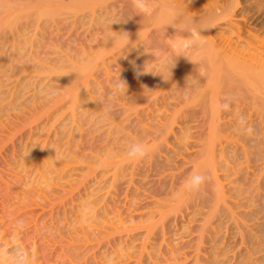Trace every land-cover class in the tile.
<instances>
[{
    "label": "bare ground",
    "instance_id": "6f19581e",
    "mask_svg": "<svg viewBox=\"0 0 264 264\" xmlns=\"http://www.w3.org/2000/svg\"><path fill=\"white\" fill-rule=\"evenodd\" d=\"M184 2L183 0H159L156 4H152L153 14L148 17L138 14L133 7V2L120 4L119 0H0V38L16 42L30 35L28 31L32 29L30 40L25 39V45H29L32 49L38 35L42 40L43 31L49 27L56 28L57 26L59 34L62 30L60 24L64 21L72 25L70 35L76 33L79 36L81 33H87L90 35L91 41L94 35L102 34V42L99 46L96 45L95 51L92 48L88 52L80 49L81 52H78L80 54L76 52L74 54L67 47V51L63 53L61 45L58 47V69L62 67L70 69L62 72V74H69L65 78L62 77L66 84L65 89L60 81L62 78L59 80L61 89L68 90V94H66L68 99L64 106L66 112L71 115V123L77 124L79 127V125L82 126V122L91 120L92 115L97 114L96 116L99 118V115L102 114L99 112L101 110H98L100 108L97 99L91 97L92 82L96 81L95 74L99 72L100 68L105 66L108 69L107 65L110 62L105 63L108 56H133L137 58L136 60L143 68L147 61L154 59L148 52L159 46V43L163 44L165 41L163 39L164 31L175 26L161 27L162 23L168 22L166 6L174 5L181 17L184 18L181 13ZM186 6L194 11V14L190 18L184 19L194 21L199 32L193 31L191 37L187 38L190 40L188 43L185 39L181 40L186 42L184 43L187 48L183 46L184 43H181L182 47H178L177 44L175 48L174 45V50L171 52L173 56L171 66L173 67L170 72L159 65L152 69V73L158 77L156 79L159 86H157V91L152 92V95L149 94L153 96L151 98L153 102L148 104V114L150 112L154 115L155 113L163 114L161 118L159 117L155 127H150V132L146 134L141 132L143 133L142 138L144 135L149 136L144 138L146 141L152 137L148 142L150 151L145 159L132 164L133 169H137L139 166L141 174L144 169L153 172V165H156L155 161L160 157L161 148L168 143L169 135L173 134L171 136L175 138L180 133V137H176L178 140H174L184 143L183 139L191 135L187 134V124L197 116L200 117V120L202 118V122L198 121L196 128L202 130V133L196 137L199 140L195 145L193 144L198 149L195 153L196 157L184 160L183 166L189 165L190 167H186L182 171L181 167L183 166L174 165L169 168V170H175L176 174L171 172L169 173L170 177L166 175L171 179V181L168 180L171 184L169 183V192H166L165 198L160 201L163 204L154 200L157 193L155 190H151L152 192L147 193L146 199L153 200L147 203V206L140 205L141 208L148 209L145 214L139 217L140 221L138 222L140 224L148 223V226L145 227L144 243L153 240L152 238L158 235V232H161L162 242L167 247L173 246L171 244L174 242V240L172 241L173 237L180 236L179 238L183 239L185 236L187 242L180 241L179 248L170 247L167 253L168 257H173L174 252H180L177 254L183 257V261L177 259L169 262V258H166L164 260L168 262L167 264H184L189 260L186 253H181L185 245L194 249L191 256L193 264H264V0H233L231 19L219 23L227 25V28L218 32L216 30L219 28L214 30V27L217 26L214 22L196 16L200 13L198 3H192L190 0ZM253 12L258 13L260 18H253L254 14L250 15ZM186 33L188 32H184V34ZM184 34L182 33L183 36ZM20 35L25 36L21 37ZM126 35L130 41L128 47L124 46L127 37L126 39L123 37ZM194 41L195 44H193ZM181 44L179 42V45ZM183 47L186 49L180 51V48ZM12 56L11 61L21 67V58L14 54ZM27 61H30V58ZM150 74L147 73L148 76H145L148 78ZM32 84L34 85V83ZM22 90L21 81L13 82V87L8 92L11 106L17 104L18 99L21 98ZM145 92L147 93L146 90ZM62 94L66 97L65 93ZM140 97L143 101L147 98L144 95ZM170 99H173L172 101L175 103H170ZM224 104L228 105L226 110L220 107ZM122 107L123 110H131L127 109L126 105ZM134 112L135 116L139 114L138 110ZM241 116L244 117L243 121L240 120ZM126 120L127 118L124 117L120 123L117 122L123 124ZM118 124L115 125L117 130L120 128ZM175 125L180 126L177 133L173 128ZM115 128L108 129L107 134H112ZM147 131L149 130L146 129ZM73 141L75 140L73 139ZM69 144L71 145V143ZM172 144L174 145V143ZM106 146L105 149H107ZM103 151L94 154V157H90L91 159L89 158L92 161H89L91 165L89 164L88 167L91 172H94L98 168L112 164L114 169L109 177L107 187L116 191L119 186L117 182L124 178L125 171L130 167H124L122 160L109 163L112 156H116V159L119 157L117 154L112 155L113 152L109 150L112 155L110 158L107 155L109 151H105L106 153ZM101 152L103 154H100ZM179 152L180 149L178 152L174 151L175 154ZM169 153L168 150L167 155ZM64 154L66 155L64 156ZM69 154L70 148L66 153L58 152L57 157L54 155L55 160L58 159V161L56 160L54 163L63 162L68 159ZM54 156L50 159L54 160ZM68 160L70 162V159ZM169 161L167 158L166 164ZM153 162L155 164H152ZM53 164L51 163L48 169H51ZM54 168V170L58 169L56 165ZM52 169L46 170L48 172L45 174L50 172H52L50 174H54ZM133 169L131 167L134 174ZM196 170L206 172L210 179L199 191L185 192L182 187L183 181L186 176ZM132 172L129 174L130 177L132 176L131 182L128 181L130 183H133L132 179L134 178ZM66 174L70 175L69 172ZM52 176L49 175V177ZM146 177L148 178V176ZM165 177L163 180L158 179L159 186H164L167 183L164 181ZM180 180L182 181L179 182ZM177 182L180 186L177 184L176 187ZM107 183L105 182V184ZM115 184H118L116 188ZM166 185L168 186V184ZM156 190L159 192L160 187ZM107 194H111V190ZM129 203L131 205L132 200ZM197 208L199 209L197 210ZM116 221L111 223L113 229L118 230L116 226H120L123 230H130L126 227L127 221L124 222L120 219ZM193 222L194 225H192ZM130 224L133 225L134 221H130ZM178 225L179 228L176 229ZM222 230L224 232H221ZM169 234L170 238L169 236L166 238L165 236ZM15 237L12 235L11 240H14ZM0 240H2L1 236ZM220 241L221 243H219ZM2 245H8V242ZM32 245V249L27 250L25 246L23 248L31 256L29 264H38V249H36L35 243ZM148 245L151 246L150 243ZM150 248L152 249V247ZM143 249L145 251L146 248L143 247ZM154 253L147 251L145 254L147 257H151V264H159L157 255ZM142 254L144 255V253ZM142 254L135 264H143L145 260L143 261ZM163 255H161L162 258H165Z\"/></svg>",
    "mask_w": 264,
    "mask_h": 264
},
{
    "label": "rangeland",
    "instance_id": "374dc122",
    "mask_svg": "<svg viewBox=\"0 0 264 264\" xmlns=\"http://www.w3.org/2000/svg\"><path fill=\"white\" fill-rule=\"evenodd\" d=\"M183 1L185 2L182 5L183 7H181L182 12H180L184 18H190L194 14V11H191L186 6L190 0ZM205 1L191 0L192 3H198L200 7V13L196 16H201L206 21L214 22L217 25L214 30L219 28L216 32L224 31L227 25L219 23L231 19L232 15L230 13L233 12V0ZM119 2L123 4V2H133V0H119ZM157 2L159 0H152V4ZM250 15L253 18H260L259 14L255 12ZM60 25H62V30L59 34L57 26V30L49 27L43 31L42 40L38 35L34 47H31L32 49H30L29 45H25V41L30 40L32 29L28 31L30 35H20L21 37L25 36L26 40L19 39L16 42H10L0 38V99H2L0 102V236L2 237L0 244L8 242V245H4L5 247L19 244L22 247L25 246L28 250L32 249V244L35 243V247L38 249V264H135L142 253H144V255L142 254L144 256L143 261L145 260L143 264H151V257H147L145 254L147 251L156 252L154 255H157V263L159 264H167L168 262L164 260L166 258H169V262L177 259L183 261V257L177 254H180V252H174L175 255L173 257H168L167 253L170 247L179 248L181 246L180 241L187 242L185 236L180 239V236L172 238L171 235L172 241L174 240L171 243L173 246L167 247L162 242L161 232H158V235L154 237L155 239L152 238L153 240L144 243V236H146L145 227L148 226V223L140 224L138 222L140 221L139 217L145 214L148 209L144 206L143 209L140 205L145 204L147 206V203L153 200L150 198L146 199L147 193L153 190L158 194V196L156 194L154 200L163 204L160 201L165 198L166 192H169V183L171 184L168 181H171L169 173L173 172L176 174L175 170H169V168L174 165L183 166L185 159H194V156L196 157L195 153L198 149L194 145L199 140L196 137L202 133V130L196 128V123L198 121L202 122V118L200 120V117L197 116V119L195 118L187 124V134L192 136L190 135L191 137L188 136V138L183 139L185 140L184 143L175 142L180 137V133L177 134V138L171 136L173 134L169 135L168 146H166L167 144L163 146L160 157L156 161L154 160L158 164L153 165V172L144 169L141 174L138 169L139 166L137 169H133L134 162H129L124 158L127 146L135 142V140H143L149 137L144 135V138H142L143 133L150 132L163 114L155 113L154 115L150 112L152 114L150 115L148 114L149 109H147L150 102H153L151 99L153 97L151 96L152 92L158 90L159 82L156 79L158 77L153 73L151 74L154 78L150 74L149 79L146 77L148 76L147 73L138 75L137 73L141 72L142 67L140 62L136 60L137 58L133 56L111 57L109 55L105 62H110L107 65L108 69L104 66L95 74V79L97 78L95 82L98 84L95 85L96 83L92 82L91 97L97 99L100 108L98 110L102 111V102L108 98L109 93L112 91L113 82L118 79L123 81L127 88L129 87L126 96L120 95L116 99L115 108L109 116L99 115L102 113L99 111V118H97L96 114L92 115L91 120L82 122V126L79 125L78 127L77 124H72L71 115L66 112V107L64 106L68 99L66 95L68 90H62L59 82L62 77L65 78L67 75L62 74V72L70 69L63 67L58 69V47L61 45L63 53L67 51V47L74 54H80L78 53L81 52L80 49L88 52L92 48L95 51L96 45L99 46L102 42V34L94 35L90 41L91 37L87 33L78 32L81 33L79 36L76 33L70 35V32H72L70 23L64 21ZM65 26L66 28H64ZM181 26L183 27V25ZM166 30L163 33L165 38H172L173 33L177 34L175 26ZM176 34L173 35L175 36ZM188 34L186 33L184 36L186 37ZM126 37L127 35L123 39H126ZM158 39L160 40V38ZM188 39L185 38L187 43L190 41ZM181 40L183 39H177L176 42L165 40L163 44H170L172 48L170 50L173 52L174 45L175 48L177 44L178 47H182L181 43L185 41L182 42ZM179 42L181 45H179ZM185 43L183 46L187 48ZM160 45L162 43H159ZM186 48H180V51ZM12 54L21 58V67L11 61ZM28 58H30V61H27ZM15 81H21L23 90L17 104L15 103L11 106V98L8 97V92ZM60 81L63 89H65L64 79L62 78ZM146 87L151 92L148 93L145 89L147 93L145 91L143 93V89ZM53 89L57 90L58 94L48 97L47 93ZM61 92L65 93L66 97ZM143 95L147 97L145 101L140 97ZM148 96L151 97L149 98ZM5 98L7 99L5 100ZM172 100L170 99L169 102H174ZM95 101L94 103H96ZM123 104L126 105L127 109L131 110H127L128 112L123 110ZM135 110H138L137 113H139L136 116L134 115L136 114ZM124 117L127 120L123 124L121 123L122 125L118 124ZM116 123L120 125L119 130L115 128ZM113 127L115 129L112 134H107V130ZM178 127L180 126H173L176 133L179 132ZM146 129L149 131L146 132ZM126 131L127 133L125 134ZM142 131L143 133H141ZM81 134L82 137H80ZM139 134L140 136H138ZM150 139L148 138L147 141L144 139V142L149 144ZM68 145L70 146L68 147ZM101 146L102 149L105 146L107 149L104 148L103 151ZM68 148H70L68 156L70 162L65 159L63 162L54 163V161H58V159L55 160L58 152L66 153ZM98 149L99 151H97ZM178 149H180V152L175 154L174 151L178 152ZM109 150L113 152L112 155L117 154L119 159H116V156H112ZM168 150L170 153L167 155ZM29 151V155L23 160V155ZM100 151H109L107 155L114 158L110 157L112 160H109V163L122 160L124 167H130L125 171L124 178L117 182L119 186L115 184V188L117 186L116 191L107 187L109 177L114 169L112 164L98 168L94 172H91L88 167L89 164L91 165L89 161H92L89 158L94 157V154ZM100 154L103 153L101 152ZM54 155L57 156L55 157ZM52 156H54V160L50 159ZM167 158L170 161L166 164ZM51 163H54L53 165H56L58 169L54 170V166L50 167L51 169L53 168L54 174L56 172L57 174H50L52 173L50 172L48 174L53 176L49 177L45 172L51 170L48 169ZM155 163L153 162L152 164ZM131 167L135 171L134 174ZM186 167L190 166L181 167V171L186 169ZM147 168L150 169L149 167ZM181 171L178 172L180 173ZM66 172H69L70 175L68 176ZM131 172L134 175L133 183H130L132 176L130 177L129 174ZM178 172L177 174H179ZM63 174H66V176H63ZM166 175L169 177L167 178ZM163 176H166L164 181L167 182L168 186L166 184V186H159L158 181L160 179L163 180ZM105 182L108 183L105 184ZM179 182L176 183V187ZM159 187V192L163 191L162 193L156 190ZM161 187L162 189L163 187L165 188L162 190ZM110 190L111 194H107ZM130 200H132L131 205L129 203ZM119 219L124 222L127 221L126 227L130 229L129 231L121 229L120 226H116L118 230L111 227V223ZM132 220L135 225L130 224ZM18 221H23V230L14 240H11ZM194 224L193 222L192 225ZM179 225L176 229L179 228ZM221 232L224 231L222 230ZM168 236L170 238V234L165 237L168 238ZM149 243L151 246L148 245ZM186 246L181 250V253H186L189 259L184 264H193L191 256L194 249ZM143 247L146 248L145 251ZM160 254H164L165 258H162ZM228 255L231 256V254Z\"/></svg>",
    "mask_w": 264,
    "mask_h": 264
},
{
    "label": "clouds",
    "instance_id": "9594fccd",
    "mask_svg": "<svg viewBox=\"0 0 264 264\" xmlns=\"http://www.w3.org/2000/svg\"><path fill=\"white\" fill-rule=\"evenodd\" d=\"M133 7L140 15L151 17L153 14L152 0H133ZM166 17L168 22L162 23L161 27L165 28L168 25H175L177 34L172 38H165V36H163L164 40L175 42L177 39L190 38L193 31L199 32L195 22L182 18L180 13L175 9L174 5L169 4L166 6ZM181 25H183V27H181ZM183 32H188L190 35L185 37L181 35ZM129 44V37H127L124 46L128 47ZM193 44H195V41ZM148 53H150L154 59L147 61L141 69V72L137 73L138 75L142 73H152V69L156 65H159L161 68L170 72V69L173 67L171 66L173 63V56L170 51V44H162L157 46ZM145 89L148 92H151V90L144 88L143 93ZM126 92L127 87L123 81L120 79L114 81L112 84V91L109 93L108 98L102 102V116H109L115 108L116 99L120 95H126ZM57 94L58 92L55 89L47 93L48 97ZM220 107L226 110L228 105L224 104ZM243 119L244 117L241 116L240 120L243 121ZM30 151L23 155V160L29 155ZM149 151L150 145L145 143L143 140H137L127 146L124 153V158L129 162H138L145 159L149 154ZM209 179L210 177L206 174V172L201 170L193 171L185 177L182 185L183 190L189 193L197 192ZM23 227V221H18L14 235L18 236L23 230ZM30 260V254L19 244H15L12 247H5L4 245L0 244V264H29Z\"/></svg>",
    "mask_w": 264,
    "mask_h": 264
}]
</instances>
